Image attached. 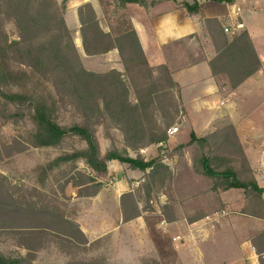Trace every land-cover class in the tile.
<instances>
[{"label":"trees","instance_id":"16d2710c","mask_svg":"<svg viewBox=\"0 0 264 264\" xmlns=\"http://www.w3.org/2000/svg\"><path fill=\"white\" fill-rule=\"evenodd\" d=\"M57 0H0V127L2 124L22 126L19 137L1 141L0 155L13 157L34 147H61L67 137H77L84 148L63 152L49 162L42 171L41 181L54 165L70 163L61 172L65 186H77L78 196H94L103 187L95 177L78 169L76 162L83 159L96 172L107 171L108 160L127 163L132 169L146 174L148 183L159 176H171L162 157L146 160L139 150L168 140V128L184 112L180 99V85L167 63L151 65L130 21L113 22L111 14L125 10L126 3L145 0H99L109 30L105 31L91 3L78 9L83 47L88 55H100L117 48L124 72L111 69L106 72L87 69L74 42L73 30L67 25L64 12L66 2ZM234 4L235 0H217ZM108 7V8H105ZM189 14L201 12L199 3L184 2ZM123 16V15H122ZM14 23L18 35L11 39L4 25ZM216 54L209 61L212 75L224 79L229 89H235L255 74L262 62L247 29L232 36L216 17L204 19ZM126 75L130 85L125 81ZM135 101L131 99V93ZM59 108L71 112L73 120L61 124L57 119ZM114 126L123 135L122 151L116 147L102 155L97 138V127ZM21 131V130H20ZM190 143L208 147L201 156L204 174L212 179L213 191L232 188L244 191L246 202L240 213L264 220V187L260 186L243 149L235 127L227 124L212 134H191ZM184 146H179L182 150ZM137 152L130 156L128 150ZM49 170V171H48ZM148 170V171H147ZM162 181V179L160 180ZM22 188L12 184L0 173V233H6L25 255H6L0 251V264H33L36 251L47 242L67 243L79 248L90 243L78 222L70 219L50 200L43 205L19 195ZM122 222L141 215L138 199L128 190L120 196ZM166 219L172 207L164 206ZM193 217V222L199 218ZM92 243V242H91ZM251 243L264 264V229L251 237ZM66 264H108L103 258L72 259Z\"/></svg>","mask_w":264,"mask_h":264},{"label":"rangeland","instance_id":"374dc122","mask_svg":"<svg viewBox=\"0 0 264 264\" xmlns=\"http://www.w3.org/2000/svg\"><path fill=\"white\" fill-rule=\"evenodd\" d=\"M232 5L236 13L235 25L224 26L222 24L224 31L225 27L229 29L225 33L232 36L244 28L247 29L253 44L255 40L258 49L264 55V0H235ZM113 17L115 18L113 22L118 19L120 22L129 21L128 14L124 9L117 12L116 16L111 14V20ZM102 19L107 25L108 21L105 20L104 15ZM239 20L243 23H240ZM4 28L9 38H17L18 32L14 23H5ZM82 61L84 66L92 71L106 72L111 70L107 68L104 61L97 57L89 61L85 58V62L83 59ZM118 65L120 69H112L124 72L120 57ZM124 79L130 85L126 75H124ZM216 81L222 93L232 91L225 86L224 79L221 77L216 78ZM131 99L135 101L133 92ZM180 99L184 112L180 113L176 122L171 126L177 127V132L169 134L167 131L168 140L150 145L152 147L151 153L146 151L147 147L139 150V154L146 160L161 156L162 163L169 168L170 177L164 178L161 175L150 184L143 171L135 169L136 172L134 173L127 163H122L116 159L108 160L110 163L119 164V167L111 172L108 169L104 172H96L83 159L76 162L80 171L95 177L103 185H112L116 181V177L123 176V182L129 183V190L133 191L138 199L141 209L140 225L134 223L123 225L116 230L115 234L107 233L94 240H89L90 243L81 245L79 248L69 246L65 242L61 244L47 242L44 247L36 251L33 264H66L72 259L93 260L96 258H103L108 264H196L195 256L197 253L208 261L216 259V256H221L220 252H223L225 257L228 255L227 247L232 246L235 242L230 228L226 227L228 222H232V217L236 218V224L240 227L241 233L247 229L254 230L250 237L264 229L256 223H259L257 221L259 218L253 221L252 216L240 213L246 202L243 189L232 188L221 192L213 191L212 179L204 174L201 164V156L203 152H207L208 147L198 143H190L192 132L197 136H204L214 133L227 124H232L234 127L235 125L229 120H226L225 123H217V120L222 119L223 116H221V111L217 114L220 108L216 104L203 110L188 111L181 98V89ZM2 101L3 98L0 96V104ZM57 119L61 124H69L73 120V115L71 112L59 108ZM207 121L209 122L206 123ZM21 128L22 126L2 124L0 127V149L2 140H11L13 137L25 135L24 133L21 134L23 132ZM235 130L238 135L236 127ZM96 135L103 156L113 146L120 151L125 148L123 135L114 126L106 129L100 125L97 127ZM19 139L27 143L22 138L19 137ZM181 145L184 147L179 150ZM28 146L27 150L13 157L0 155V173L7 176L12 184H19L22 188L18 192L19 195H23L28 200L34 199L39 205L54 200L64 215L76 221V217L88 207L86 206L88 199L78 196L79 189L72 183L64 187V192L61 191V185L66 178L61 175V172L65 169L69 171L70 163L55 164L52 171L48 170L44 183L40 179L42 171L39 167H46L49 162L63 152H73L75 149L84 148L85 144L77 137H67L62 146L58 148ZM128 153L133 157L137 155V152L131 149L128 150ZM124 174H127L126 178H124ZM129 175L130 178H128ZM161 179L162 181H160ZM229 191L231 192L229 193ZM166 204L172 207V212L169 214L177 218L173 222H168L166 219L164 209ZM222 211L225 213L216 215V212ZM102 212L100 211V213ZM201 215V218L193 222L189 221L190 218ZM259 220H261L260 222L264 221ZM107 223L113 225L117 222L110 218ZM0 251L12 256L27 253L24 247L18 246L11 237L3 232L0 233Z\"/></svg>","mask_w":264,"mask_h":264},{"label":"crops","instance_id":"0c3cea01","mask_svg":"<svg viewBox=\"0 0 264 264\" xmlns=\"http://www.w3.org/2000/svg\"><path fill=\"white\" fill-rule=\"evenodd\" d=\"M57 1L61 3L63 0ZM145 1L147 5L138 2L126 3L125 10L150 64L167 63L169 65L174 80L180 85L181 98L188 111L203 110L213 104L220 108L217 114L221 111L223 118L217 120V123L221 124L229 120L235 125L258 183L264 187V55L253 38L262 60V67L236 89L226 93L221 92L209 66V61L215 56L216 51L205 28L204 19L216 17L224 26H233L236 16L234 6L217 0H196L201 12L192 15L183 7V3H192L195 0ZM85 3H91L100 19L101 27L105 31L109 30V26L102 19L104 7L99 0H68L66 2L64 17L67 25L73 30L74 42L82 59L85 62V58L89 61L97 57L104 61L108 69H120L117 48L100 55H88L85 52L78 16L79 7ZM239 22L243 23L241 20ZM146 151L151 153L152 147H147ZM118 167V163L108 161L109 172ZM131 171L136 172L135 169ZM126 177L127 174H124V178ZM130 177L129 175L128 178ZM122 179L123 176L116 177L112 185H103L94 196H82L88 199L86 205L88 207L76 217V221L90 241L107 233L115 234L116 230L123 225L131 223L140 225V217L122 222L120 196L130 188L129 183L125 184ZM110 218L117 223L108 224L107 220ZM251 219L257 220L254 217ZM231 221L226 227L230 228L235 242L227 247L228 255L225 257L223 252H220L221 256L208 261L197 253L196 264H260L251 243L250 234L254 230L247 229L241 233L240 227L236 224V218L232 217ZM257 221H259V223L256 222L257 225L263 228L264 221L260 222L259 219Z\"/></svg>","mask_w":264,"mask_h":264},{"label":"built area","instance_id":"2783aa9c","mask_svg":"<svg viewBox=\"0 0 264 264\" xmlns=\"http://www.w3.org/2000/svg\"><path fill=\"white\" fill-rule=\"evenodd\" d=\"M229 29L228 27H225V31L227 32ZM178 128L177 127H170L168 132L169 134H174L175 132H177ZM225 213V211H222V212H216V215H221ZM175 239H178V237H175Z\"/></svg>","mask_w":264,"mask_h":264}]
</instances>
